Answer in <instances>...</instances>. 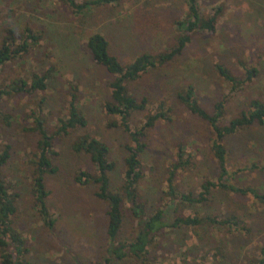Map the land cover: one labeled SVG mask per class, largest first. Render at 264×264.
Segmentation results:
<instances>
[{
	"label": "rangeland",
	"instance_id": "rangeland-1",
	"mask_svg": "<svg viewBox=\"0 0 264 264\" xmlns=\"http://www.w3.org/2000/svg\"><path fill=\"white\" fill-rule=\"evenodd\" d=\"M199 5L204 17L212 16L216 7L223 8L217 32L195 34L181 55L128 83L133 96L148 101L145 111L133 115V128L143 126L148 116L156 114L161 102L171 110L169 120L148 131L147 148L141 155L139 189L149 211L171 203L167 195L169 169L180 146H185V158L190 155L193 161L176 176L180 192L198 195L205 178H218L212 128L180 102L181 93L193 86L198 103L211 114L217 103L229 97L224 125L248 109L252 100H264V0H199ZM186 12L184 0H124L81 16L71 13L63 0H0V45L10 29L15 30L17 44L23 42L21 35L27 28L39 37L28 53L0 68V85L10 87L22 79L31 83L35 75L49 73L45 91L6 96L0 110V151L9 147L10 153L1 174L10 193L20 195L14 226L22 231L33 264H96L107 250L108 205L97 197L96 185L75 182L79 171L96 170L87 154L74 151V145L89 135L107 144L117 165L111 174V188L119 190L124 179L125 147L132 141L120 128L108 127L111 121L120 122L104 109L114 76L94 61L88 37L101 33L109 42V52L128 64L142 54L159 55L173 49L180 35L176 23ZM216 63L241 80L247 77L246 67L256 68L259 74L244 90L231 93V84L215 71ZM75 87L88 125L53 140L59 155L52 158L58 172L46 176L48 207L57 221L51 230L34 208L32 160L39 137L27 128L33 124L31 112L44 100L40 114L49 132L54 133L58 121L68 116ZM224 143L232 183L264 194V169L252 166L264 164V126L244 128L226 137ZM174 203L176 214L186 216L226 218L236 214L252 231L241 234L226 227H203L196 236L189 228L167 229L149 264H251L259 257L264 247V202L216 190L203 206ZM134 227L127 217L120 239L131 236ZM218 248L221 256L216 254Z\"/></svg>",
	"mask_w": 264,
	"mask_h": 264
},
{
	"label": "trees",
	"instance_id": "trees-1",
	"mask_svg": "<svg viewBox=\"0 0 264 264\" xmlns=\"http://www.w3.org/2000/svg\"><path fill=\"white\" fill-rule=\"evenodd\" d=\"M63 1L71 13L81 16L92 12L97 7L120 5L124 0ZM184 2L187 5V12L185 17L176 23L180 31L177 44L173 49L159 55L145 53L138 56L133 62L123 64L118 57L109 52V42L101 33L92 34L87 39V45L94 61L105 67L114 76L110 85V100L106 101L104 109L110 117H118L120 122L111 121L108 127L120 128L132 141L125 147L127 157L124 160V179L119 190L111 188V174L116 171L117 165L111 158L110 147L90 135L83 136L74 145V151L87 154L96 170V172L79 171L74 177L75 182L80 185H96L97 197L108 205L107 250L103 258L96 264H127L130 262L149 264L152 261V252L162 244L167 229L174 231L189 228L196 236H200L203 227H226L229 231L241 234L252 231L245 221L236 214H231L226 218L219 215L186 216L176 214L178 209L173 207L175 201L183 205L203 206L210 201L214 191L221 190L239 197L251 196L258 202H264V194H261L257 188L239 187L232 183L234 176L227 168L228 150L224 143L226 137L237 134L244 128L255 125L264 126V100H252L248 109L243 110L239 116L224 125L222 120L226 114V103L229 97H225L217 103L211 114L198 103L193 86H189L178 98L192 114L210 124L214 134L212 151L217 164L218 178L214 181L205 178L201 186L202 191L198 195L180 192L175 186L176 176L180 170H186L193 165L190 155L189 158H185L186 150L183 145L179 147L176 162L169 169L167 195L170 197L171 203L160 205L149 211L140 192L139 185L143 178L141 155L147 148L148 131L154 128L158 122L169 120L171 110L165 102H161L156 114L148 116L143 126L133 128L131 124L133 115L145 111L148 101L146 98L138 99L133 96L128 89V83L181 55L195 34L204 32L215 34L218 19L223 13V8L219 6L214 9L215 13L212 16L204 17L200 10L199 0H184ZM21 36L23 42L17 44L15 30L7 31V35L0 45V68L28 53L31 45H36L39 40V37L30 28H27ZM214 67L215 71L231 84V93L244 90L245 84H251L259 74L256 68L247 69L245 66L247 77L245 80H241L221 63H216ZM48 78L49 73H45L35 75L31 83L22 79L14 81L10 87L4 88L0 85V110L6 96L22 94L32 96L40 91H45ZM70 96L68 116L58 121L54 133L49 132L46 120L40 114V110L44 108V100L38 103V110L31 112L33 124L27 128L29 132L36 133L39 137L32 160L34 170L31 191L34 208L44 225L51 230L55 229L57 221L48 207L49 192L46 186V176L58 172L52 158L59 155L54 149L53 140L56 136H66L75 129L85 128L88 125V120L78 104L77 88ZM9 159L10 153L9 147H7L0 151V264H33L28 259L27 241L23 237L22 231L14 226V217L18 213L17 198L20 195L10 193V186L4 181L1 174L3 166ZM252 166L254 169H264V164L262 167L254 164ZM126 204H129V207H126ZM127 217L133 221L134 231L131 236L121 240L120 235ZM216 254L221 256L222 252L219 248ZM251 264H264V247L260 248L259 257H254Z\"/></svg>",
	"mask_w": 264,
	"mask_h": 264
}]
</instances>
